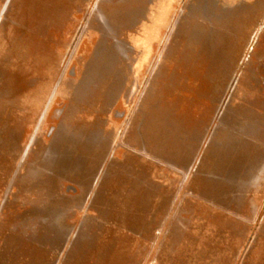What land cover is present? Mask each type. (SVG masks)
Segmentation results:
<instances>
[{
  "label": "rangeland",
  "instance_id": "obj_1",
  "mask_svg": "<svg viewBox=\"0 0 264 264\" xmlns=\"http://www.w3.org/2000/svg\"><path fill=\"white\" fill-rule=\"evenodd\" d=\"M0 264H264V0H0Z\"/></svg>",
  "mask_w": 264,
  "mask_h": 264
}]
</instances>
